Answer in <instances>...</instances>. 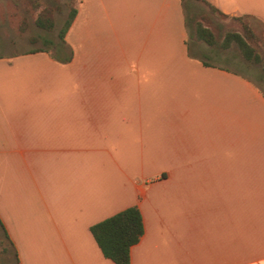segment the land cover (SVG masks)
<instances>
[{
    "label": "crops",
    "instance_id": "1",
    "mask_svg": "<svg viewBox=\"0 0 264 264\" xmlns=\"http://www.w3.org/2000/svg\"><path fill=\"white\" fill-rule=\"evenodd\" d=\"M208 1L264 23V0ZM75 7L70 61L0 54V264H117L91 227L133 205L130 264H264L260 86L190 55L182 0Z\"/></svg>",
    "mask_w": 264,
    "mask_h": 264
},
{
    "label": "rangeland",
    "instance_id": "2",
    "mask_svg": "<svg viewBox=\"0 0 264 264\" xmlns=\"http://www.w3.org/2000/svg\"><path fill=\"white\" fill-rule=\"evenodd\" d=\"M71 3L70 0H0V54L17 52L35 46L48 47L55 52V45L59 41L58 32L68 15ZM193 10L199 13L198 18L205 25L213 29L215 33L220 32L222 36L228 30L243 32V21L249 22L258 29V33H261V26L254 19L246 17L242 20L233 19L212 13L202 5L195 6ZM40 15L51 16L54 20V27L52 29L40 27L37 24ZM191 46L192 50L207 62L225 66L248 76L264 92V73L261 65L246 63L235 45L230 48H221L199 41L195 46L191 40ZM233 162L237 163V161H230V165ZM239 162L245 163L246 161ZM3 244L10 257L13 256V249L0 228V259L3 255ZM1 263L6 264L4 260Z\"/></svg>",
    "mask_w": 264,
    "mask_h": 264
},
{
    "label": "trees",
    "instance_id": "3",
    "mask_svg": "<svg viewBox=\"0 0 264 264\" xmlns=\"http://www.w3.org/2000/svg\"><path fill=\"white\" fill-rule=\"evenodd\" d=\"M68 15L60 28L58 35V50L67 48L63 56L58 57L62 62H68L72 58V50L65 41V35L76 15L75 0H70ZM184 13L186 17V26L188 29V48L189 53L193 57L200 58L204 63H208L204 58L192 50L191 40L196 43L204 41L209 45L230 48L235 45L241 53L246 63H255L261 65L264 73V23L253 15L230 16L220 11L216 6L208 0H182ZM202 5L212 13H218L226 17L242 20L243 18H251L256 20L261 26V33L249 22L243 21V32L236 30H228L222 34L215 33L213 29L205 25L198 18V12L193 10L195 6ZM37 24L45 29L54 27V20L51 16L40 15ZM222 38V39H221ZM53 43L52 41H50ZM1 227L3 226L0 222ZM92 233L96 238L103 253L113 259L117 264H130V248L137 243L144 234V222L140 208L137 205L127 207L116 214L95 223L91 227ZM6 234V233H5Z\"/></svg>",
    "mask_w": 264,
    "mask_h": 264
}]
</instances>
